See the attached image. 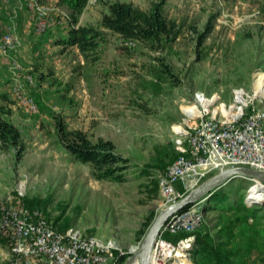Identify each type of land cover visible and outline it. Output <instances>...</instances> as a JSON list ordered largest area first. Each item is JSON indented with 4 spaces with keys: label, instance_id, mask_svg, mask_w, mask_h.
<instances>
[{
    "label": "rangeland",
    "instance_id": "rangeland-1",
    "mask_svg": "<svg viewBox=\"0 0 264 264\" xmlns=\"http://www.w3.org/2000/svg\"><path fill=\"white\" fill-rule=\"evenodd\" d=\"M121 1L147 8L158 0ZM46 4L54 8V24L39 34L32 6L22 0H0V30L10 28L20 41L8 56L0 53V103L10 104L8 118L26 146L19 159L13 150L0 151V221L3 208L41 209L57 231L74 227L83 236L111 239L117 247L113 255H127V260L165 207L157 178L178 155L174 127L184 117V105L197 91L218 93L229 101L233 87L253 91L262 78L264 0H165L166 14L181 24L175 40L150 50L106 31L98 58L90 62L76 47L56 45L68 27L67 12L54 0ZM105 10L101 0H90L79 24L98 26ZM201 32L206 33L202 38ZM11 60L20 66L19 79L37 103L34 113L26 111L11 91ZM53 115L92 139L111 140L128 159L125 180H95L89 166L73 160L58 142ZM248 185L249 180L241 177L224 185L220 200L207 204L198 230L221 241L231 237L228 247L241 245L242 198ZM205 205L204 201L203 209ZM235 217L240 220L233 229L217 236L220 227ZM6 240L0 241V264L11 257ZM253 240L246 238L252 245L248 254L240 246L247 264L264 260V247L256 249ZM183 253L177 250L164 264H179L185 258L187 264H195L191 251L185 258Z\"/></svg>",
    "mask_w": 264,
    "mask_h": 264
},
{
    "label": "built area",
    "instance_id": "built-area-1",
    "mask_svg": "<svg viewBox=\"0 0 264 264\" xmlns=\"http://www.w3.org/2000/svg\"><path fill=\"white\" fill-rule=\"evenodd\" d=\"M22 2L36 10V33H43L54 24V8L46 2ZM19 42L10 28L0 30L2 55L8 56ZM10 62L13 65L11 91L26 111L34 113L37 103L25 92L24 83L19 79L20 66L14 60ZM260 74L258 90L255 84L253 91L243 86L233 87L229 101L221 100L218 93L207 95L197 91L192 101L184 105V117L174 127L178 155L157 178L165 207L223 169L250 167L264 170V73ZM26 80L31 83L30 76H26ZM248 180L244 204L249 208L264 206V181ZM205 199L169 216L155 239L149 264H164L172 256H167L166 251L179 244L185 246V253L192 250L194 232L204 220ZM2 210L0 231L7 233L10 241L11 257L7 264H114L116 261L113 252L117 247L111 239L104 241L92 235L83 236L74 227L57 231L41 209ZM180 232L189 234L175 242L163 236L164 233Z\"/></svg>",
    "mask_w": 264,
    "mask_h": 264
},
{
    "label": "trees",
    "instance_id": "trees-1",
    "mask_svg": "<svg viewBox=\"0 0 264 264\" xmlns=\"http://www.w3.org/2000/svg\"><path fill=\"white\" fill-rule=\"evenodd\" d=\"M47 0H36L43 4ZM58 6L66 9L68 27L64 34L56 39L57 45L63 47H76L86 61H95L98 58V50L105 41V32L109 31L125 41L138 42L150 50L163 49L167 44L175 40L180 34L181 24L168 17L165 12V0L152 1L147 8H142L129 1L101 0L106 10L102 12L99 25L91 23L79 24V18L84 12L90 0H54ZM260 16L264 22V5L260 7ZM209 25L206 26L208 30ZM206 33L201 32L200 38ZM164 72L168 68L163 65ZM12 110L7 102L0 103V151L13 150L15 159H19L25 151V142L18 127L8 118ZM53 127L58 142L72 157L73 160L87 164L90 175L95 180H107L123 182L128 168V159L119 154L114 143L109 139L98 137L92 139L86 132L69 128L62 117L53 115ZM165 168V167H164ZM222 187V186H221ZM221 187L214 190L206 199L207 204L220 200ZM221 203V201L219 202ZM188 205L181 210L187 208ZM221 207V206H220ZM219 209V208H218ZM179 210V211H181ZM235 217L230 219L226 226L220 227L219 234L227 233L233 229L237 221ZM199 229V228H198ZM195 230V241L191 250L195 264H246L247 260L239 246L228 247L230 239L217 240L210 238L207 232ZM189 233L178 234L164 233V237L173 242ZM7 233H0V241L5 244ZM251 243L247 242L246 254L249 253ZM117 264H122L127 255L116 253Z\"/></svg>",
    "mask_w": 264,
    "mask_h": 264
},
{
    "label": "water",
    "instance_id": "water-1",
    "mask_svg": "<svg viewBox=\"0 0 264 264\" xmlns=\"http://www.w3.org/2000/svg\"><path fill=\"white\" fill-rule=\"evenodd\" d=\"M241 177L246 179H258L264 181V170H257L250 167H231L223 169L202 181L197 187L189 191L176 202L162 208L155 216L153 222L146 231L140 246L123 264H149L155 239L160 228L173 213L181 210L188 204L207 198L217 188L228 184L233 179Z\"/></svg>",
    "mask_w": 264,
    "mask_h": 264
},
{
    "label": "crops",
    "instance_id": "crops-1",
    "mask_svg": "<svg viewBox=\"0 0 264 264\" xmlns=\"http://www.w3.org/2000/svg\"><path fill=\"white\" fill-rule=\"evenodd\" d=\"M242 206L243 207H241L242 211H241L240 222H243L242 224L244 225L241 227V231H239L240 232L239 238L241 244L239 245V247L242 245L246 247L247 245L246 238H248L249 236H253L255 238V240H253L255 248L256 249L263 248L264 247V206L249 208L244 204L243 198H242ZM233 208H238V207L237 205H234ZM257 264H264V260H261Z\"/></svg>",
    "mask_w": 264,
    "mask_h": 264
},
{
    "label": "bare ground",
    "instance_id": "bare-ground-1",
    "mask_svg": "<svg viewBox=\"0 0 264 264\" xmlns=\"http://www.w3.org/2000/svg\"><path fill=\"white\" fill-rule=\"evenodd\" d=\"M261 79L262 78H259L257 81H256V90H258V83L261 81ZM226 185V184H225ZM222 187H224V185L222 186ZM221 187V188H222ZM184 245H182V244H179V246L178 247H176L175 249H173V248H170L169 249V251H166L167 253H166V255L167 256H174L175 257V254H176V252H177V250H182L184 253H183V258H185L186 257V253H185V251H184V248H185V246L183 247ZM150 258H152V253H151V257ZM136 262H137V260H134V262H132L131 264H136ZM179 264H187V261H186V258L185 259H183V261H180V263Z\"/></svg>",
    "mask_w": 264,
    "mask_h": 264
}]
</instances>
